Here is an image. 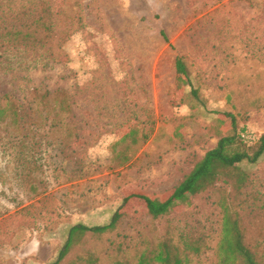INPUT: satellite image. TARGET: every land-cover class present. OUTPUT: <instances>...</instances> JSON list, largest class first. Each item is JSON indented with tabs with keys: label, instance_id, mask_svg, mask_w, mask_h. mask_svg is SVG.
Segmentation results:
<instances>
[{
	"label": "rangeland",
	"instance_id": "1",
	"mask_svg": "<svg viewBox=\"0 0 264 264\" xmlns=\"http://www.w3.org/2000/svg\"><path fill=\"white\" fill-rule=\"evenodd\" d=\"M54 1L85 25L48 68L15 71L0 59V97L27 103L34 88L65 92L73 134L63 132L68 140L49 148L45 181L35 190L18 143L0 127V264L53 263L74 225L109 224L128 194H169L223 135L242 132L253 141L264 133V0ZM179 56L192 86L177 72ZM133 128L149 136L141 146L132 144ZM241 166L264 192V154ZM219 195H201L157 221L133 197L116 229L87 233L60 264H135L150 246L143 232L195 226L217 240L221 215L211 198ZM192 259L215 261L212 250Z\"/></svg>",
	"mask_w": 264,
	"mask_h": 264
},
{
	"label": "trees",
	"instance_id": "2",
	"mask_svg": "<svg viewBox=\"0 0 264 264\" xmlns=\"http://www.w3.org/2000/svg\"><path fill=\"white\" fill-rule=\"evenodd\" d=\"M65 24L71 25L67 31L62 30ZM84 25L77 11L72 13L69 6L62 8L54 0H24L22 3L0 0V59L5 56L7 69L15 71L48 68L51 62L61 61L65 54L64 41ZM176 68L187 85L192 86L184 57H177ZM69 103L63 91L38 88L32 90L27 103L11 94L0 97V127L9 131L18 143L17 156L25 163L27 177L33 178L30 187L35 190L45 181L49 148L60 147L68 140L61 135L63 132L73 134L66 115ZM227 114L236 129L235 117ZM144 122L139 121L141 125ZM130 135L135 146H141L149 137L144 132L140 136L135 128ZM263 154L264 133L253 141L244 138L242 132L221 136L217 145L195 163L169 194L159 197L128 194L109 224L74 225L57 261L50 264H60L73 248L82 244L87 233L116 229L125 215L123 207L133 197L143 199L148 216L157 221L171 216L180 204L192 205L195 198L217 192L220 193L218 198H211L221 215L217 240L195 226L179 232L158 233L156 237L143 232L140 236L151 239L150 246L139 254L135 264H194L192 258L200 259L208 250L214 253V264H264V192L255 188L253 173L241 166L244 161L257 163ZM219 183L226 188L219 189ZM83 259L87 263L94 262L92 256Z\"/></svg>",
	"mask_w": 264,
	"mask_h": 264
},
{
	"label": "built area",
	"instance_id": "3",
	"mask_svg": "<svg viewBox=\"0 0 264 264\" xmlns=\"http://www.w3.org/2000/svg\"><path fill=\"white\" fill-rule=\"evenodd\" d=\"M244 138H246V139H248V140H252V139H253V137H252V136H250V135H247V134H244Z\"/></svg>",
	"mask_w": 264,
	"mask_h": 264
}]
</instances>
